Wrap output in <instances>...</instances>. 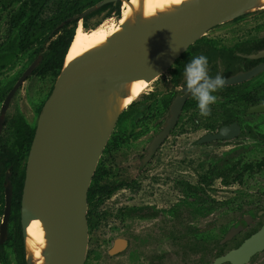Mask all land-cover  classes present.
<instances>
[{"label":"water","instance_id":"obj_1","mask_svg":"<svg viewBox=\"0 0 264 264\" xmlns=\"http://www.w3.org/2000/svg\"><path fill=\"white\" fill-rule=\"evenodd\" d=\"M121 2L123 6V0H103L74 19L83 20L107 4L115 6ZM257 3L258 0H193L173 13L124 25L122 32L109 38L104 47L68 64L65 59L63 70L39 117L21 202L24 240L31 221L40 220L43 224L48 242L44 252L46 264L86 262L89 189L101 155L122 115L118 112L109 117V110L115 108L118 98L127 96L121 90L122 86L139 80L152 82L209 30L258 9ZM42 59L39 56L33 62L6 98L0 113V135L13 96ZM248 77L251 75L225 79V85L243 82ZM182 92L171 106L164 130L151 142L144 162L177 124L190 95L186 87ZM257 110L264 112V107ZM232 129L238 130L236 126L222 128L219 133L201 139L199 144L232 139L234 136L227 135ZM10 176V173L6 176V211L0 244L6 239L11 212L13 187ZM235 233L238 230H231L226 240ZM263 250L264 228L214 264H248ZM27 264H33V258L28 255Z\"/></svg>","mask_w":264,"mask_h":264},{"label":"rangeland","instance_id":"obj_2","mask_svg":"<svg viewBox=\"0 0 264 264\" xmlns=\"http://www.w3.org/2000/svg\"><path fill=\"white\" fill-rule=\"evenodd\" d=\"M31 1L33 3L38 0ZM58 1L62 3L71 0ZM56 7L57 4L52 3V8L49 6L51 9L44 11L33 29L34 33L41 31L44 34L41 41L31 50L17 54L20 33L18 28L13 33H9L10 16L19 10L24 11L26 18L24 24H27L25 22H28L34 7L28 0L14 1L11 5H9V0H0V53L15 52L16 54L11 65L0 73V93L6 92L15 84L31 63L39 55L46 52L45 38L50 33L48 30L50 24L53 26L57 20ZM118 10L120 17L122 2L115 5L114 9L97 14L88 20H81V23L89 29L97 27L107 19L116 22L119 18ZM45 18H48L49 21L51 18L53 20L48 22ZM253 26H256V29H251ZM262 26H264V9H256L237 20L226 22L209 30L201 41L213 40L218 43L219 41L229 43L238 40L241 35H248L251 30H260ZM71 27H74V23L71 24ZM167 70L163 76L168 75ZM158 78L154 79L150 86L134 100L133 104L135 105L132 109H127L131 104L123 110L111 135V142L113 144L118 142L119 148L114 150L117 155L114 163L116 165L114 173L118 174L121 171V174L117 175L119 179L124 180L121 185L132 187L133 190L126 191L127 188L124 189V186H121L122 188L115 194L116 196L108 203V207L103 204L101 210L106 208L111 218V228L107 226L106 229L111 231L108 235H112V231L117 229L115 220L121 206L120 203L124 201H131L134 204L157 203V206L166 207L167 211L171 213V234L167 241H163L160 245L156 244L160 240L159 238L155 242L147 241L148 243L145 245L142 242L139 262L136 261L134 264H148L149 259L160 251L167 252L169 256L166 264H210L214 257V248L212 247L214 241L222 238L238 217L246 214V205L255 201L262 203L258 208L264 210V174L259 173L260 171L253 174L244 173L239 184L231 179L228 183L222 182L218 175L224 172L226 168L230 169L233 165H236L238 170H242L243 166L251 161L244 153L240 157L234 158L233 163L225 169L219 170L216 173L217 175L213 177L214 181L209 183L211 185H200L199 178L207 174L209 169L221 159L231 157V153L236 150V146L240 142L219 141L199 146L196 144V140L207 131L206 128H203L205 122L196 123L199 120L198 112L188 108L171 138L160 148L153 163L147 168L148 172L141 176L138 184L134 176L135 169L138 166L135 161L136 157L140 156L143 150L147 148L155 132L151 115L157 110L158 119L165 117L166 110L162 108L161 101L165 94L171 92L175 95L177 92L175 90L177 85H171L164 77ZM57 79L55 75L46 77L31 76L13 98L11 108L7 114L8 117L13 116L17 111H21L30 125L36 127L43 106ZM194 101L195 99L191 103ZM215 104L211 105V113L218 107ZM126 111L127 113H124ZM222 119L223 117H220L218 120L221 121ZM207 125L205 124V126ZM3 136L5 140L9 138L7 131L4 132ZM111 149L110 151L113 150ZM107 158L106 155L105 159L107 160ZM27 160L22 165L24 170L26 169ZM124 163L130 166L118 167L124 165ZM186 183L200 186L201 195L188 190ZM137 186H140V193L136 191ZM16 215L18 218L19 213ZM260 220L264 221L262 218ZM16 223L17 220L12 223V232L16 229ZM149 224L150 222L144 223L142 226ZM213 225L212 230L207 233L202 232V235L199 236L189 234L187 231L188 227L201 230ZM167 227L169 226L167 225ZM164 228L162 227V229ZM99 230L97 228L96 232H99ZM114 233L116 234V232ZM94 234H96L95 231ZM135 247H137V244H135ZM6 250L7 258L5 261H0V264H19L9 245ZM103 250L105 251L106 247L101 249V251ZM200 252H203L204 255L200 256ZM89 264L121 263L116 258H106L102 262H90ZM151 264L154 263L151 262ZM250 264H264V254L258 256Z\"/></svg>","mask_w":264,"mask_h":264},{"label":"flooded vegetation","instance_id":"obj_3","mask_svg":"<svg viewBox=\"0 0 264 264\" xmlns=\"http://www.w3.org/2000/svg\"><path fill=\"white\" fill-rule=\"evenodd\" d=\"M14 1H18V0H9V5L14 3ZM28 1L34 7V10L31 16L29 17L28 22L25 23H29L31 18L36 17L35 24L33 25V29L35 28L41 15H43L44 11L46 9L48 10L52 8V3L57 4L56 7L57 20L55 24L59 22L58 20L61 18V16L63 15L65 16L68 15V13H72L70 17H67L63 22L58 23L56 27L53 28L55 24H53V26H51L50 24L48 29L50 33L45 38V43L47 44V48L49 44L53 40H55L59 34L62 33L60 32L58 35H55V33H57V31H59L63 26L68 25V29L75 28V32H76V27L78 26L77 24L81 22V19L80 18L74 19V18L80 15L81 13H83L85 10L94 6V5L89 7L86 6L84 7V10L82 12L78 14L77 13L74 14L72 10L68 11V8H70V6L75 0L65 1L62 3L58 0L57 1L38 0L37 2H33V3L31 0ZM101 1L97 3H100ZM49 6L51 8H49ZM22 14L25 15V12L19 10L17 13L10 16L9 21L12 18ZM25 19L26 18L24 16L20 26L24 24ZM47 19L48 18H45V20L48 22H52L53 20V18H51L50 21ZM75 20L77 21L76 24L74 23ZM84 20L85 18L83 19V21ZM72 23H74V27H71ZM83 26L85 27L86 25L83 24ZM8 27H9V23H8ZM253 28L256 29V26L251 27V29ZM18 29L20 33V27ZM32 33H34L33 30ZM39 33H40L39 40L34 45H32V47L28 50H31L37 43L41 41L42 37H44V34L41 31ZM201 39L198 40L192 46H190L186 50V52L183 53L174 62L173 64L174 67L173 65L169 67V69L167 70L168 75L163 76L164 73H166L164 72L159 76V78L164 77V79L167 82H170L171 85L172 84L174 86L177 85L175 87L176 88L175 90L177 92L175 95L172 94L171 92L165 94L163 100L161 101L162 108L166 110L165 117L158 119L157 110L153 112L151 115V118H153L151 120L153 123L152 126L155 128V132L153 133V137L149 142L147 148L143 150V153L140 156L136 157V161H135L138 163V166L137 169H135L134 176L138 184L140 182L139 179L141 178V176H143L146 172H148L147 168L153 163L160 148L171 138L173 132L176 130L180 120H182L188 108H191L192 110L198 112L199 120H197L196 123L205 122V124H208L207 126H205V124L203 125V128H206L207 131L199 139L196 140V144H198L199 146H204L219 141L240 142L239 144H237L236 150H234L231 153V157L229 158L226 157L224 159H221L211 169H209L207 174L199 178L200 185H204V184L208 185L209 183H212L214 181L213 177L217 175L216 173H218L219 170L225 169L229 164L233 163L234 158L240 157L244 153L249 157V159H251V161L248 164H245L242 170H238L237 166L233 165L232 168L230 169L226 168L224 172H221V174L219 173L220 175L218 176L219 178H221L222 182L228 183L229 179H231L232 181H235L237 184H239V181L242 179L244 173L253 174L254 172L258 173V171H260L259 173L264 174V112L263 111L260 112L257 110L260 107H264V26H262V28L257 31L251 30V32L248 35L245 36L241 35V37L238 40L231 41L229 43H224L223 41L222 42L219 41L218 43L213 40L201 41ZM23 52H19V53H23ZM46 52H44L39 56H42L44 58V54ZM0 54H7V53H0ZM198 55H204L207 57L209 75L212 76L213 78L217 74L222 75L225 79H230L239 75H248V76L251 75V77H248V79H246L245 81L234 85H224V87L221 90H219L216 93H213L217 97V101L215 105L218 107L214 109L211 115L208 117H202L199 115L197 101L195 100L194 102L191 103V101H193L194 98L191 95H189L185 103V106L180 114L179 120L175 125V127L173 128V130L169 133V135L166 137L165 141L157 149V151L146 162H144L148 156L147 150L151 142L158 136L159 133H161L164 130V126L167 120L169 119V113L172 104L174 103L177 97L183 95L182 90L184 87H186L185 78L183 75L185 65L190 61L191 58ZM33 62L31 63V65L33 64ZM11 63L8 66H10ZM37 68L22 83V85L17 90L13 98L22 88L23 84L26 81H28V79L31 76L37 75L35 74ZM5 69H3L2 71H4ZM26 70L21 74V76L18 78L16 83L13 84L6 92L0 93V95H3V98L0 101V113L2 106L6 98L8 97L9 93L17 84V82L20 80V78L23 76V74L26 72ZM49 97L50 96H48L47 101ZM12 100L7 110L4 127L0 135V154L2 152L6 154V158H5L6 165L10 163L8 159H9V155H11L12 144H13V137L11 135V129L9 126L10 120L16 114H21L26 120V122L30 125L25 115L21 111H17L13 116L8 117L7 114L9 109L11 108ZM134 105L135 104H132L127 109H132ZM124 113H127V111ZM220 117H223L221 121L218 120ZM232 126H236L238 130L236 131L232 129L231 131H227V135L234 136V138L199 144V141L204 137L208 136L209 134L215 135L219 133V131L222 128H230ZM32 128L37 129V126ZM156 128H158V130H156ZM5 130L7 131L9 137L7 140H5L3 136L4 132L6 133ZM111 141L112 140L110 137L101 155L95 175L91 182L90 188H93V194L90 196V199L88 194L87 217H88V227H89V245H88V252H87L85 264H89L90 262H98V261L102 262L104 259L106 260V258L107 259L116 258L120 261L121 264H134V262L136 261L138 263L140 259V248L142 246V242L143 245H145L146 243H148L147 241L155 242L156 239L159 238L160 240L157 241L156 244L160 245L163 241L166 242L167 238H169L171 234V213L167 211L166 207L164 208L162 206H157V203L134 204L131 201L128 202L124 201L120 203L121 206L117 212V219L115 220L117 222L116 224L117 229L112 231L113 232L112 235H108L109 232L111 231L110 230L108 231L106 227L108 226L109 228H111L110 227L111 218L109 217L108 214L109 211L106 208H103L101 210V207H103V204L107 205L108 207L109 205L108 203L110 202V200H112L116 196L115 194L122 188L121 186H124L121 185L122 181L124 180H121L117 177L118 174H121V171L118 172V174L114 173V171L116 170V165L114 163L116 161L115 158L117 156L114 150L119 149L117 144L118 142H116V144H113ZM110 149L112 151H110ZM106 155L108 156L107 160L105 159ZM2 164L3 163L0 162V171L3 169ZM125 166L128 167L130 165L124 163V165L122 164L118 167L124 168ZM8 173H10L9 170L5 173L4 180L2 175L0 174V238H1V226L4 222L5 211H6V185H7L6 176ZM123 174H125V172H123ZM10 175L12 176L11 173ZM11 176H10V181H11ZM25 178H26V173H25ZM186 186L188 190L197 192L198 195H201L202 190L200 189V186H193L189 183H186ZM139 188L140 186H137L136 191L138 193H140ZM124 189L126 191H130L131 189L133 190L132 187L129 188L128 186H124ZM13 196H14V188H13ZM13 196H12L11 212L6 226L7 228L6 239L4 240L3 243L0 244V248L2 247L1 250L5 254L6 258H7L6 248L8 245L13 251L12 241H11L13 232L11 226L13 221L18 220L16 215L18 213L17 208L16 209L13 208ZM134 202H136V200H134ZM261 205L262 203H257L255 201L249 202L246 205V214L244 216L238 217L235 223L228 229V231L222 236V238H218L217 240L214 241L212 245V247L214 248L213 251L214 257H213V261L210 262V264H214L218 258L227 255L228 253H230L235 249H238L247 240L252 238L254 235L259 233L264 228V221L260 220L261 218L264 219V210L258 208ZM20 216H21V209H20ZM20 222H21V218H20ZM148 222H150L149 225L142 226V224ZM167 225L169 227H167ZM148 227H150V229H148ZM162 227L165 228L162 229ZM97 228L98 230L100 229L99 232H96ZM103 228L105 231L103 230ZM213 228L214 225L209 226L207 228H202L201 230L195 227H188L187 231L189 232V234H194L199 236L202 235V232L207 233L209 230H212ZM233 229L238 230V233H235V235L230 240H226V237ZM94 231L96 234L93 235ZM114 232H116V234ZM135 244H137V247H135ZM105 247L106 250L101 251V249ZM262 254H264V250L260 253L255 254L251 258L248 264L252 263L254 260H256L258 256ZM199 255L202 256L204 254L203 252H200ZM168 257L169 256L167 255V252L160 251L157 254H155V256H152L149 259L148 264H151V262L154 264H164V263L166 264ZM5 260H0V261H5ZM26 264H27V258H26ZM224 264H232V263L227 262Z\"/></svg>","mask_w":264,"mask_h":264},{"label":"trees","instance_id":"obj_4","mask_svg":"<svg viewBox=\"0 0 264 264\" xmlns=\"http://www.w3.org/2000/svg\"><path fill=\"white\" fill-rule=\"evenodd\" d=\"M101 0H75L70 8H68V11H73L75 13H80L84 10L83 6H93L97 2ZM115 6L111 4H107L97 10L96 12L92 13L88 17L85 18V20L90 19L91 17L105 12L107 10L114 9ZM118 17H119V10L117 11ZM72 13H68V15H63L58 20V23L63 22L67 17H70ZM24 14L18 15L14 18H12L9 21V31L12 33L14 29L20 27V40L18 43V47L16 52H23L27 51L34 45L40 37V33H32L33 25L35 24V18L33 17L30 19L29 23L22 24V19L24 18ZM76 20L74 23L76 24ZM56 23L54 27L58 24ZM86 27V26H85ZM62 32L61 34H59ZM59 34V35H58ZM75 34V28L68 29V25L63 26L55 35H58L55 40H53L48 48L47 52L44 54V58L35 71V74L39 76H47V75H55L56 78L59 77L61 71L63 70L65 59L67 57L69 48L71 46V43L73 41V37ZM15 52L7 53V54H0V72L5 69L15 58ZM179 82V81H178ZM54 88V86H53ZM52 88V90H53ZM51 90V92H52ZM50 92V94H51ZM49 94V96H50ZM3 98V95H0V101ZM9 126L11 129V135L13 137V144H12V151L11 155H9V164L6 165V154L2 152L0 154V162L3 164V169L0 171V174L3 177L5 173L9 170L12 174L11 176V182L14 188V196H13V208H17L18 220L16 223V229L12 233L11 241H12V247H13V253L19 262V264H26V250H25V240L23 237V231L21 227L20 222V209H21V199H22V192L24 187V181H25V173L26 171L22 168L23 162L27 160L31 146L36 134V128H32L24 119V117L21 114H16L12 117V119L9 122ZM7 160V161H8ZM93 194V188H90L89 190V199L90 196ZM17 213V214H18ZM2 247L0 248V260H5L6 256L2 252Z\"/></svg>","mask_w":264,"mask_h":264},{"label":"bare ground","instance_id":"obj_5","mask_svg":"<svg viewBox=\"0 0 264 264\" xmlns=\"http://www.w3.org/2000/svg\"><path fill=\"white\" fill-rule=\"evenodd\" d=\"M191 1L193 0H184V3L179 6H173L172 11L161 12V8L166 6L165 0H123L122 14L116 22L107 19L97 27L89 29L84 27L81 22L78 24L72 46L66 57V64L86 53L104 47L109 38L122 32V26L134 25L138 21H149L161 15L173 13L180 6ZM256 7L264 9V0H258ZM151 83L139 80L124 84L121 90L127 96L126 98H118L115 108L109 110V117L111 118L114 113H123V110L133 104L134 100ZM47 246L48 242L42 222L40 220L31 221L27 228L25 247L27 255L33 258V264H46L44 252Z\"/></svg>","mask_w":264,"mask_h":264},{"label":"clouds","instance_id":"obj_6","mask_svg":"<svg viewBox=\"0 0 264 264\" xmlns=\"http://www.w3.org/2000/svg\"><path fill=\"white\" fill-rule=\"evenodd\" d=\"M184 0H165V7L161 12L172 11L173 6H179ZM174 67V65H173ZM187 93L196 101L199 115L208 117L211 115V105L217 101L213 93L221 90L225 85V78L217 74L214 78L209 75L208 59L204 55H198L190 59L185 65L184 72Z\"/></svg>","mask_w":264,"mask_h":264}]
</instances>
